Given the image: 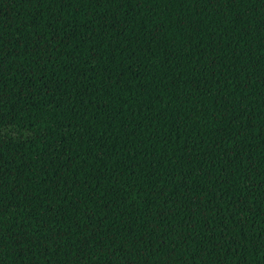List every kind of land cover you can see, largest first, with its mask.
I'll return each instance as SVG.
<instances>
[{"label":"trees","instance_id":"obj_1","mask_svg":"<svg viewBox=\"0 0 264 264\" xmlns=\"http://www.w3.org/2000/svg\"><path fill=\"white\" fill-rule=\"evenodd\" d=\"M0 264H264V0H0Z\"/></svg>","mask_w":264,"mask_h":264}]
</instances>
